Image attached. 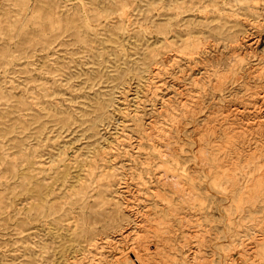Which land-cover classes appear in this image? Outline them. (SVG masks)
<instances>
[{
  "label": "rangeland",
  "instance_id": "obj_1",
  "mask_svg": "<svg viewBox=\"0 0 264 264\" xmlns=\"http://www.w3.org/2000/svg\"><path fill=\"white\" fill-rule=\"evenodd\" d=\"M263 75L264 0H0V264L131 263L161 167H264Z\"/></svg>",
  "mask_w": 264,
  "mask_h": 264
},
{
  "label": "bare ground",
  "instance_id": "obj_2",
  "mask_svg": "<svg viewBox=\"0 0 264 264\" xmlns=\"http://www.w3.org/2000/svg\"><path fill=\"white\" fill-rule=\"evenodd\" d=\"M186 41L194 38L176 49ZM252 96L264 102V94ZM196 166L161 167L146 189L145 208L136 211L134 241L127 249L131 263L123 264H257L256 256L264 257V234L252 236V229L264 226V167ZM242 236L253 238H241L238 248L233 237ZM231 245L240 249L238 258L228 254Z\"/></svg>",
  "mask_w": 264,
  "mask_h": 264
}]
</instances>
